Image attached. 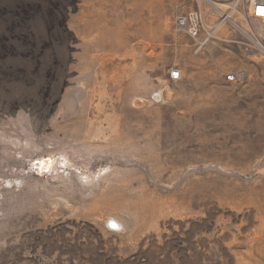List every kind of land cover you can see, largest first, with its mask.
<instances>
[{"label":"rangeland","instance_id":"obj_1","mask_svg":"<svg viewBox=\"0 0 264 264\" xmlns=\"http://www.w3.org/2000/svg\"><path fill=\"white\" fill-rule=\"evenodd\" d=\"M233 1L0 0V264H264V23L174 26Z\"/></svg>","mask_w":264,"mask_h":264},{"label":"built area","instance_id":"obj_2","mask_svg":"<svg viewBox=\"0 0 264 264\" xmlns=\"http://www.w3.org/2000/svg\"><path fill=\"white\" fill-rule=\"evenodd\" d=\"M211 9V8H210ZM247 12V14L264 23V0H234L229 11H223L218 8L214 11L217 20L208 21L200 9H192L187 12L178 13L175 18V29L177 32L185 33L194 41L196 52L206 50L211 44L216 45L220 40L217 32L225 23L234 22L232 13L234 11ZM180 71L173 70L171 72V79H180ZM243 78L242 72H231L226 75V81L235 82Z\"/></svg>","mask_w":264,"mask_h":264},{"label":"bare ground","instance_id":"obj_3","mask_svg":"<svg viewBox=\"0 0 264 264\" xmlns=\"http://www.w3.org/2000/svg\"><path fill=\"white\" fill-rule=\"evenodd\" d=\"M41 161H43V162H41ZM41 163H44V165H43L44 167H46V166L48 167L50 165L49 162H46L45 159L40 160V163L38 162L37 164H41ZM108 218L114 224L115 227L124 229V225L122 224V221H121V219L119 217H117V216H110Z\"/></svg>","mask_w":264,"mask_h":264}]
</instances>
